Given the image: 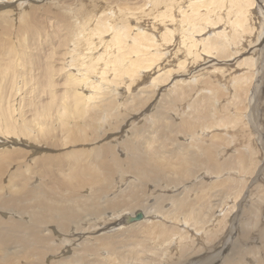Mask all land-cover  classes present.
<instances>
[{"label":"bare ground","instance_id":"obj_1","mask_svg":"<svg viewBox=\"0 0 264 264\" xmlns=\"http://www.w3.org/2000/svg\"><path fill=\"white\" fill-rule=\"evenodd\" d=\"M118 1L120 2V0ZM151 1L153 4H159V6L162 4L161 10L159 9L156 11L157 13L155 12L156 15L153 16L154 20L149 23L145 21V24H141L138 21H134L135 19L132 18L134 25L131 24L132 26L130 27L129 24L128 27H130V31L135 27L136 30H134V34L128 31L126 33L125 27L128 28L126 24L128 20L126 22L122 20L126 26L124 25V27L115 29V31L113 30L114 32L111 30L110 32L112 33L109 39H105L104 34L107 33L106 35H108L110 28L112 26L114 27V24H111L112 26H110L106 23L107 20L105 21V19L107 16L102 21L103 24H99V21L101 22L99 19L96 22L98 28L96 27L97 29L95 31L98 30L99 32L92 33L90 28H85V24H81L83 26H80L82 27L81 31L72 32L71 34L74 38H70L71 40L69 39V45H71L73 41L81 40V43H79L81 44L80 50L75 46L77 50L73 49L69 51V54L74 51L75 53L79 51L78 57H82L77 61L75 60V63L73 61L74 66L72 63L67 64L66 66L68 68L70 67V69L64 68L63 64L58 65L56 63L59 56L57 57L54 54H56L57 51H55L56 53L53 52L47 65L42 63L41 57L37 59L36 56L34 60L35 64L33 66L37 68L41 65L43 66L38 69L37 74H39L40 70V74L37 77L39 79H37L33 85H37V87H39L37 88L39 95H44L45 101L48 100L45 102L46 104L45 107H43V111H47L45 113L51 114V116L52 111H58L59 120L61 121V128L59 127L61 132L59 135L54 134L55 136H51V139L54 140L50 141L51 147L53 149L56 147H58V149L68 147V149L63 153V156L58 153H50V150L39 155L36 154L33 156V160L29 164L20 169L21 173L18 175L17 179H13L10 174H6L4 169L0 172V264H264V195L261 193L263 197H258V200L261 201H259L260 205L258 203L255 204L257 199H253L254 195L256 197V194H260V187L264 190V182H261L262 185L259 183L260 187L257 191L254 190V187L256 186L254 184L257 180H264V174L262 171L263 166L262 168L259 167L260 171L257 174L253 173L250 179L247 180V191L245 190V192L236 195L238 197L235 196V199L233 197H231L233 199L230 198L231 201L234 202V205L232 206L233 203H230L231 205H226L223 200L230 197V195H227L226 193H233L234 189H237V187H234L236 186L235 182H232L229 179H224L223 177L221 178V176H223V174H232L230 175V178L232 179L234 174L231 170L230 172L223 174H220L222 171H218L222 170V168L227 169L235 163H238L237 165H240V169L244 170L245 165H247L246 162H248L246 161L248 158V155L247 157L245 156L246 152L242 150L245 154H242L241 156L238 155V159L236 160L227 159L224 163H221L223 165L221 166L214 158L215 150H217L218 147L216 142L212 141L211 144H206L202 141L203 151H201L200 144H195L197 141H195V143L192 141V146H188L190 148L189 150L184 146L185 143L182 144L179 139L172 140V137L168 136V134H166L161 128L162 125L167 124L166 119L168 117H176V114L179 113L176 111L177 113L172 115L174 110L181 111L185 107L188 108L189 111H184L182 114L187 116L182 118L178 123L170 124L168 126L169 131L176 135H180L181 132H187L188 134V132H195L200 128H204L205 130L207 127L209 128V126L214 125L212 117L209 115L212 106H215L213 100L216 97V95L214 97V94H217L215 87L211 85L213 88L209 87L208 92V88H206L204 96L206 99L200 96L204 100H199L197 98L192 101L190 100L193 99L196 94L200 93V90L202 91L201 87L204 86V84L199 85L202 72L211 74V76L216 77L214 79H218V81L221 80L225 83L228 81V88H230L231 72L228 71L229 69L214 67L212 71L211 69L210 71H206V68L209 66L205 64L215 62L220 63L231 53L230 48L237 52H244L241 44H243L242 40H246V38L243 37L244 39H239L238 41H240V43L238 41H233L234 34L232 33H235L240 29L243 32L244 27H248L247 23H249L244 21H249L251 19V22H253L252 15H246V11L248 10L247 7L251 6V0ZM121 2H123V0H121ZM116 3L118 6V2H115V4ZM136 6L138 7V5ZM33 13L34 12L30 10L21 14L19 16V22L17 17H10L7 15L10 13L2 12V15L0 16V20L4 22H2L4 24L2 35L7 36L4 38L5 45H1V47L6 49L5 53H7L10 58H14L16 57V54H19L16 52L17 48H15L16 46L13 45L14 43L12 42L11 34L14 33L13 28H15L14 34H18L22 39H20L22 41V46H27L26 43L30 40V38L28 39L27 34L32 37L31 39H34L31 40V43L32 41H34V43L38 41L35 36L36 33L33 30L34 22H31L32 20L30 21V19L34 18ZM99 14L100 13H98V15ZM164 15L166 16V19L164 18ZM261 16L262 19L259 17V21L263 22V26H260L261 30H263L264 15L261 14ZM167 17L170 18V20H168ZM97 18L98 17H96V19ZM121 19L119 18V20ZM88 20H90V18H88ZM165 20L168 21L169 26L171 23L172 27L166 26L163 31V29L157 26L156 23L164 26ZM114 21L116 20L114 19ZM122 21L120 22L121 24ZM118 22L119 21H116V23ZM116 27L117 24L115 25V28ZM217 27L222 28V30L216 29ZM260 27L258 26L257 28L259 29ZM247 29H249V27ZM261 30L259 29L258 35ZM68 31L69 27L65 33ZM153 32H158L160 36L157 38ZM235 35L237 36L236 33ZM19 36L17 37V40H19ZM239 38L241 37L239 36ZM249 39L251 40L252 38ZM98 40L100 41L99 44L97 43ZM258 40L264 41V35ZM66 42L68 45V40H66ZM0 43L2 42L0 41ZM116 44L118 45V51L112 55ZM38 47L39 45L37 46V49ZM21 48L23 47H21L20 44V49ZM102 48V54L96 57L95 53L98 52V49L100 50ZM150 48L155 49V52H151ZM163 48L165 50L163 53L167 55L170 53L176 54V56L178 54L183 55L184 59H181L182 61L177 65L179 68L184 65L183 63H186L187 60L188 62L190 60V63L187 65L184 75L180 74L179 71H176L179 70V68L175 66L176 69L165 71L168 74H165V72L159 73L158 76L153 78V81L159 79V81L162 80L164 83L171 78L169 84L171 82L174 84L177 81L181 82L180 85L177 84L179 86H174L173 94L170 97L164 99L157 105L159 95L164 92L162 86L155 91V96L151 94L148 95L149 92L145 91L147 90L145 87L142 89L138 87L139 85L142 87L141 82L143 84L146 80L145 77H150L151 73L148 74V76L143 77L142 81L133 82V80L137 73L143 71L142 67L144 64H148V61L151 63L160 59L161 55L158 54V51L163 50ZM55 50H57V48ZM33 51H36V48ZM37 51L40 50L38 49ZM84 56H87V59L82 61L81 59L85 58ZM94 56L96 58H93ZM171 56H167V60L168 57ZM185 57L187 58L185 59ZM17 58L18 56L15 59ZM180 58L181 57H179V59ZM199 58H201V60ZM7 59L4 63L10 60ZM29 59L31 58L29 57ZM95 59L101 61L100 68H97L98 62L95 61ZM0 60L2 61L4 58ZM170 60L172 61V59ZM9 62H12L13 66L20 63L19 70H22L20 69V65L22 64L21 59L18 60V62H16V60H11ZM246 62L249 63V59H247ZM4 63L2 61V64ZM54 63L59 66L60 70L62 69V71L66 72V75L64 76L65 79L62 80L63 85L61 88H58V82H55L58 87L53 88L52 85V82L56 79L55 73L52 76L50 74L52 71L54 72ZM71 65L73 67H71ZM211 65L212 64H210V66ZM160 66L161 64L158 66L155 64L150 67V70H154V73H156L161 71ZM16 67H18V65ZM239 69L238 66L235 70L238 71ZM11 72L7 69L6 72L2 73L8 76ZM122 75H124L125 78H129V80L131 78V84L129 85L127 82L129 86L126 88H128V90L135 91L139 88V90L144 91V94L147 92L145 97H142L140 94L141 98L133 97L135 100L137 99V103L134 102L135 104L132 108L126 106L128 103H124V99L122 103L120 101L122 99H120L121 97L119 95H122L123 93H119L121 88L118 84V80L119 76L123 77ZM186 76H188V78L184 79ZM7 78L10 79L9 81H12L11 77ZM57 78L59 79V75ZM182 78L184 80H182ZM122 79L124 80V78ZM235 80L238 83L241 82L240 77L236 79L234 78V81ZM0 81H2V79ZM5 81L3 84L6 83ZM56 81L59 80L56 79ZM205 81L206 80H204V82ZM13 82H15V86L18 83L17 78L14 79ZM183 84H185V86ZM196 90L198 91L190 96V92ZM239 91H241L239 87L234 88V92L239 93ZM136 94L134 96H136ZM23 99L25 98L23 97ZM128 99L129 97L127 100ZM129 101L131 100L129 99ZM137 107V113H128L127 115H124L128 110L131 111L134 110L133 108ZM156 108L157 111L150 114L145 122L141 124V127L138 126V128L136 127L127 130L128 126H134L136 124V121H138L137 119L145 116L151 110L155 111ZM115 109H117L116 112ZM167 109H173V111L166 113ZM38 110H40V107ZM38 110L37 112L39 113ZM122 110H125V113H122V116L124 117H121L120 121L118 119V127L120 131L119 129L117 130L119 132L116 133V136L119 135L120 137L122 135V137H125V133H128L126 136L128 138L121 141L123 144L122 148H125L126 152L127 158L125 159L121 158V153H118L113 146L110 144L105 145L101 142L98 135L95 133L97 127L96 121L101 114H104L105 118L115 121L117 118H115L114 115L120 111L122 112ZM249 110H252V108ZM7 111L8 112L5 115L0 114V121L2 119L6 120L5 117L13 116V111H15V109L9 105ZM139 112L140 114L138 115ZM225 115L222 123L223 121H229L230 115L227 116V113ZM51 118L52 117H50V119ZM6 121L5 129L4 126H2V123H0V128L5 135H11L10 138L12 141L21 142L25 145L29 141L34 140L33 136L30 138L24 136L28 133L27 128H22L21 134H18L24 138H19L16 135H13L12 130L7 129H12L10 125L14 124L13 119L9 118ZM122 121L124 124L121 126ZM139 123L141 122H137L138 125ZM216 123L219 125L221 121ZM114 124L117 125L116 123ZM15 127L16 126H14V128ZM159 127L161 129L158 131ZM257 128H259V131L255 130V132L260 134L261 128L259 124H257ZM50 130H48L49 133H54V131ZM44 132L45 131H43V133ZM156 132H160L157 137L155 136ZM44 136H46L49 141L50 135ZM110 137L112 139L113 136ZM194 137L196 139L197 136ZM218 137L221 138L223 136ZM237 138L240 139V137ZM91 140H96V145L94 143L92 148H90L91 146L89 147V145L87 148L84 147V144L89 143ZM231 140L232 139H230V143ZM4 141L7 142L6 140ZM174 141L178 144H175ZM31 143L32 144H29L31 146L30 154L40 147L35 145L32 141ZM225 143L227 144L229 142ZM248 145L247 147L250 149V145ZM254 145L255 147L258 146L256 143H254ZM221 147V154H223L225 147ZM123 149L122 153H124ZM17 150L20 151L26 149L20 148ZM239 151H241V149ZM15 152L17 151L14 150V153ZM4 154L5 152L0 154V156ZM9 154L10 152L7 150L5 155ZM261 159L264 161L263 157H261ZM3 163V159L0 158V167ZM29 165L33 166L31 167ZM120 165L126 167H123L124 169H122V172H118L116 175L117 169ZM256 165L259 166L258 164ZM27 166L28 169H26ZM32 172L33 177H35L34 174L36 175V173L44 175L43 180H41L40 183H37L35 182V179H38L37 177L34 179L31 178V180L35 182L34 185L32 183L33 181L29 178L32 176L29 175L32 174ZM208 173L216 174L218 175L217 178L221 179L218 181V179L214 177L218 182L215 183L216 180L211 181L214 182L211 184H215L216 192L212 187H206V185L204 186L206 187V190L203 189L204 191L200 189L199 186H187V184L193 182L189 180L194 179L195 176H206ZM60 174H62L61 176H65L64 181H60ZM244 174L245 173L242 175L244 176ZM130 176L134 177V180H137V183H133L134 180L130 178L131 181H129L131 183L123 190L117 191L118 186L121 187V184H124L123 181L127 182ZM2 178L8 180L6 192H3L4 184ZM209 178L212 177L210 176ZM195 180L197 179L195 178ZM244 183L242 182V184ZM180 184H182V186H180ZM61 185H63L64 188L63 193H60L57 190ZM244 185L247 186L246 183ZM253 185L254 189H250V186ZM178 186H180V189L183 188L182 191L179 189L180 192L178 194H169L166 192H176ZM246 186H244V188H246ZM42 187H44V189ZM240 187L241 186H238V188ZM256 187L258 188V185ZM83 189H86V195L83 193ZM262 189H260V191H262ZM252 190L257 193L252 194ZM235 192H238V189ZM215 194L221 196L220 198L222 199H219L217 207L213 211V208H211L213 206L211 201L214 200L213 196ZM251 194L253 195V203L255 202L254 204L261 208H259L260 210L257 208L258 211L256 210L255 213L247 212L248 214L245 215L241 210L244 205H248L247 202L249 203V200H251ZM216 195L215 198L217 199ZM154 200V203L147 204ZM25 201L30 202L32 206L26 205ZM168 202L172 204L169 210L164 209L162 206L163 203ZM138 207H141L142 211L145 212L143 213L142 220H136L137 222L133 221V223L129 224L130 222L127 221L131 216L129 212H133ZM252 208L250 207L248 210L250 211ZM5 209H9L10 213L18 214L22 218H28V221H23L20 218L14 219V217L3 220ZM228 210L231 212L233 211L232 214L229 215ZM137 211L139 210L136 209L133 213ZM223 211L224 213H222ZM108 214L113 215V218H110V222L105 220V216ZM124 215H127L124 218L127 228H125L123 232H116L109 234L108 236L102 233L95 234V232L110 230V228L117 224ZM217 216H220L221 218L219 221L215 218ZM149 217L152 219L151 224L148 226L142 225L141 223L147 221ZM215 220L217 222H215ZM244 220L246 221L244 222ZM82 222H94V224H96L95 227L92 226V228H90V231L94 230V236H92L94 238L89 241H79L81 240L80 236L83 232H80L82 230H78V227L80 229V227L83 226V230L87 231L86 229L88 225ZM55 224L58 225L59 228H57ZM68 226H71V228L74 227L75 230L71 232L69 236L61 238V229H66ZM95 228L97 229L96 231ZM184 236H187V238L190 237V239L184 238ZM60 239H63L62 243L60 242ZM55 240L58 244H55ZM76 243H79L78 248H74V245H77ZM122 248H125L126 250L124 251ZM182 249L186 252L190 251V253L186 257L184 255L181 257L180 254H183ZM140 251L145 254H140ZM69 252H72V254H69ZM205 258L210 259L203 262Z\"/></svg>","mask_w":264,"mask_h":264},{"label":"rangeland","instance_id":"obj_2","mask_svg":"<svg viewBox=\"0 0 264 264\" xmlns=\"http://www.w3.org/2000/svg\"><path fill=\"white\" fill-rule=\"evenodd\" d=\"M126 1H128V2H126ZM126 1L123 0V2H121V0H120V2H119L118 0H0V16L2 15V12L4 11V13H10V14H7L10 17H15V18L17 17V20L19 21V16L21 14L26 13V12H28L30 10L32 12H34L33 13V17L34 18L33 19H30V21L32 20L31 22H34V24H33V30L35 31V33H36L35 36H36V38L38 40L35 43H34V41H32V43H31V40H34V39H31L32 37L29 34H27V37H28V39L30 38V40L28 41V43H26L27 46L26 45L25 46H22V41H21L22 39L20 38V36L18 34L17 35L14 34L15 33V28H13V30H14L13 32L14 33L11 34L12 35L11 37H12V40H13L12 42L14 43L13 45L16 46V47L15 46L14 47L17 48L16 49V52L19 53V54L18 55L17 54L15 55L16 57L18 56L17 59H15L16 57L10 58V56L7 53H5V50L6 49H4V47H1V45H3V46L5 45V39L4 38L7 35H5V36L2 35L3 34V28H4V26H3L4 25L3 24L4 22L0 20V41L2 42V43H0V50L4 49V50L0 51V59H3L4 58V60H2L3 63H4V61L8 57L9 58L7 60L10 59L9 61L16 60V62H18V60H20V59L22 61V64L20 65V69H22V70H19V64L20 63L19 64H16V66L18 65V67H16L15 65L13 66L12 62L10 63L9 61H6L7 63L5 62L4 64H2V61L0 60V69H1L0 70V72H1L0 73V76H1L0 77V80L2 79V81H0V114L1 115H5L8 112L7 109L9 107V105H11L13 107V109H15V111H13V116H8V117H5V118H6V120H8L9 118H12L14 124L13 125H10L12 127V129H10V128H7V129L8 130H12L13 135H16L19 138H24L23 136L18 135V134H21L22 128H27L28 133L25 134L24 136H27L28 138H30L31 136H33L34 137V140H31V141L35 145L40 146L39 149H35L33 151V153L30 154V151H31L30 148H31V146L29 144H32L31 141H29L25 145L23 143H21V142L12 141L11 138H10L11 135L10 136L5 135L3 133V131H2V129L0 128V154H3L4 152L6 154L7 153V150L10 152L9 155H5L4 154V155L0 156V158L3 159V162H4L2 164V166L0 167V172L4 169L6 174H10V176L13 179H17L18 178V175L21 173L20 172V169H22L25 165L29 164L33 160V156H35L36 154L39 155L41 153H45V152H48L50 150L51 151L50 153H58V154H60V155L63 156V153L66 152V150L68 149V147L63 148V149L62 148L61 149H58V147H56V148L53 149L51 147L50 141L53 140V139H51V136H55L54 134L59 135V133L61 132L59 130L61 128V121L59 120V116H58L59 114L57 113L58 111H55V112L52 111V116H51V114H48V113L46 114L45 112H47V111H45V110L43 111V107H45V104H46L45 102L48 101V100L45 101V96L44 95H39V91L37 90V88H39V87H37V85L36 86L33 85L35 83V81L37 79H39V78H37L39 76V74H40V70H39V74H37L38 73V69L41 68L43 65H41L39 68L33 66L35 64L34 60H35L36 56H37V59L39 57H41L42 63L44 65H47V63H49L50 57L52 56L53 52L56 53L55 51H57V53L54 54L57 57L59 56L58 57L59 59L56 61V63L58 65H60V64L62 65L63 64V67L64 68H68L66 66L67 64H71L72 63V65H73V61L75 63L77 60H79L82 57V56L81 57H78L79 56V54H78L79 51H77L76 53L74 51L71 54H69V51H71L73 49H76V47H77V49L80 50L81 44H79V43H81V40L73 41L72 42L73 44L71 43V45H69V39L70 38H74V36L71 34L72 32H74V31H81V28L83 27L82 25L85 24L84 27L85 28H88V29L90 28V30H91L92 33L97 32L98 30L95 31L98 28V25H96V22L99 19V20H101V22L99 21V24L100 25L103 24L102 21L107 16V18L105 19V21L107 20L106 23L109 24L110 26H112L114 24V27L112 26L110 28L109 32L111 30H112V32H114L115 29L124 27V25L126 26V24H127V27H128L129 24H130V27H131L132 26L131 24L134 25V23H133L134 21H138L141 24H145L146 22H148V23L151 22L152 20H154L153 16L156 15V13H157L156 11H158L159 9L161 10V7H162V4L160 6L157 3H154L153 4V2L151 0H126ZM252 1H253V3H252ZM115 2H118V6L119 5H121V6L118 7L117 6V3L115 4ZM254 2H255V4H254ZM130 5H131V7H130ZM136 5H138V7ZM152 5H153V7H152ZM253 5H254V7H253ZM107 6H108V8H107ZM148 6H150V7H148ZM125 7H127V8H125ZM118 8H120V9H118ZM151 8H153V9H151ZM263 8H264V0H261V1H259V0H251V6L247 7L248 10L246 9L247 10L246 11V15H249V14L252 15V21L253 22H251V19L249 21H244V22H249V23H247L249 29H247L248 27L245 26L247 28L244 27L243 32H242L241 29L238 30L237 32H235L237 34V36L235 35V33H232V34H234L233 35L234 36L233 37V41H238L239 39L246 38V40L245 39L242 40V43L243 44H241V47H242V49H243L244 52H237L235 50H231V48H230L231 53L229 55H227L220 63L215 62V63H206L205 64V65L209 66V67L206 68V71H208V70L210 71V69L212 71L214 69V67L227 68V69H229L228 71L231 72L230 88H228L229 87L228 86L229 85L228 84L229 83L228 81L226 83L223 82V81H221V80L218 81V79H214L216 77H213V76H211V74H208L206 72H202L201 75H200L202 81L201 80L199 81V83H200L199 85H201V84L203 85L204 84V86L201 87L202 88V91L200 90V93L196 94L193 97V99H191L190 101L195 100L196 98L199 99V100L206 99L204 97L205 96V93H206V88H208L207 89V92H208L209 91V87H211V85L213 87H215V90L217 91V94H214V97L216 95L215 99L216 98L217 99L216 100L213 99L214 100V103H215V106H212V108L210 110V115H209L210 117H212V120L214 122L213 123L214 125H212L214 128L212 126H209V128L207 127L205 130H204V128H200L198 131L188 132V134H187V132H181L180 135L179 134L176 135L173 132L169 131L168 130V126L170 124H172V123H178V122L181 121L182 118H184V117L187 116V115H183L182 114V113H184V111L185 112L186 111H189V109L186 108V107L183 110H181V111L180 110L179 111L178 110H174V113H172V115H175V113L179 112L178 114H176V117H168L166 119L167 124L166 125H162V127H161L165 131V133L168 134V136L172 137V140L179 139L180 142H182V144L185 143L184 146L187 149H189V150H190V148H189L190 145L192 146V141L194 143H195V141H197L195 144H200V148H201L200 150L201 151H203L202 141H204V143H206V144H209V143L211 144L212 141L216 142V144H218L217 145L218 147H217V150H215V156H214V158L217 161V163H220L221 166H223L221 163H224L227 159L236 160V159H238V155L241 156L242 154H245V152H246L245 156L247 157V155H248V158L246 160L248 162H246L247 165H245V167H244L245 169L243 168L244 170H241L240 169V165H237L238 163H235L236 166H235V164H232V166H230L229 168H227V169L222 168V170L218 171V172H221L222 171L220 174H223V173H226V172H230V170H231L232 173L234 174L232 179L230 178V175H232V174H230V175L223 174V176H221V178L223 177L224 179H227V180L229 179L230 181L235 182L236 186H234V187H237V189H238V192H235V191H237V189H234V187H233V189H234V192L233 193H230V192H228L229 194L226 193L227 195H230L229 198L227 197L226 200L225 199L223 200L224 201V204H226V205L227 204H230V203L231 204L233 203L232 204V206H233L234 205V202L231 201V199H233V198L235 199V196L236 195L241 194L242 192H245V190L247 191V187H248V183H247L248 181L247 180L250 179V177L253 175V173L254 174L255 173L257 174L260 171L259 169L262 168V166H263V170L262 171H263V174H264V161H262L263 159H261V157L264 158V154H263V152H264V148H263L264 147V87H263L264 86V75H262V74H264V72H263L264 71V46H263L264 45L263 44L264 41L258 40L259 38L263 37V35H264V29L261 30V27L263 26V22H260L259 21L260 18L262 19L261 14L264 15L263 14V11H264ZM101 11H103V12H101ZM134 11H135V13H134ZM147 12H149V13H147ZM98 13H100V14L98 15ZM123 13H126V14H123ZM111 16H112L113 19L111 18ZM213 16H215V15H213ZM96 17H98V18L96 19ZM109 17L111 18V20H110ZM165 17L166 16L164 15V18ZM88 18H90V20H88ZM116 18H118V19H116ZM119 18L120 19L122 18V19L119 20ZM132 18L135 19V20L132 21L133 20ZM108 19H109V21H108ZM114 19L116 21H119L118 22L119 24L116 23V21H114ZM142 19H143V21H142ZM167 19L170 20V18H168V17H167ZM112 20H113L114 23L112 22ZM122 20L124 22H126L128 20L130 23L127 21V23L125 24ZM85 21H88V22H85ZM121 21H122V24L120 23ZM162 21H164V20H162ZM252 23H254V24H252ZM116 24H117V27L115 28V25ZM14 25H16V24H14ZM156 25L159 26V27H161V29H163V31L165 30L164 28H166V26L167 27L169 26L167 20H165L164 26L161 24L163 27L160 24L158 25V23H156ZM80 26H82V27H80ZM258 26L259 27L261 26L259 28L261 30L259 35H258L259 29L257 28ZM68 27H69V31L67 33H65L67 31ZM130 27H128L129 29L125 27L126 33L128 31V32L134 34V32H135L134 30H136L135 27L132 28L131 31H130ZM169 27H172L171 26V23H170V26ZM216 29H219V30L221 29L222 30V28H220V27H217ZM257 29H258V31H257ZM109 32H108V35H106L107 33H105V34L103 33L105 35L104 36L105 39H109V37H110V35L112 33V32H110V33ZM153 33H155V35L157 36V38L160 36V34L158 32H153ZM241 33H243V34H241ZM246 34H247V36H246ZM14 35L16 37V40H15ZM250 35H254V36H250ZM18 36H19V40H17L18 39L17 38ZM68 36H69V38H68ZM239 36L241 38H239ZM102 37H103V35H102ZM247 37H248V39H247ZM249 38H252V39L250 40ZM1 39H3L4 41L1 40ZM66 40H68V45H67ZM128 40H129V37H128ZM16 41L19 42L21 44V47H23V48L20 49V44L17 43ZM75 42L76 43L78 42L77 43L78 46H77V44ZM99 42L100 41L98 40L97 43L99 44ZM238 42L240 43V41H238ZM33 45H34V47H33ZM38 45H39L38 49L40 51H37L38 50L37 49V46ZM60 45H62V46H60ZM71 47H72V49H71ZM35 48H36V51L37 52L36 51H33V50H35ZM56 48H57V50H55ZM103 48L100 49V50L99 49L97 50L99 53L98 52L95 53L96 57H98L99 55L102 54ZM150 50H151V52H153V51L155 52V49H153V48H150ZM236 50H238V49H236ZM248 50H250V51H248ZM117 51H118V45L116 44L115 45V49H114L112 55H114ZM164 51H165L164 48H163V50H159L158 51V54L161 55V57H160L159 60H155L154 62H151V63L148 61V64L147 63L144 64L143 67H142L143 71L137 73L135 75L134 80H133V82L134 81H140V80L142 81L143 77L148 76V74L151 73L150 77L149 76L147 78L145 77L146 80H145V82L143 84L141 82L142 87L140 85L138 87H140V89H142V88L145 87L147 89L145 91L149 92L148 95L151 94V95L155 96L156 95L155 94V91L159 87L162 86V89H164V92H162L159 95L157 105L161 101H163L164 99L170 97L173 94V89H174V86L175 85L176 86H179L181 84V82H179V81H177L175 84L173 82H171L169 84L171 78L166 83H164L162 80L159 81V79L156 80V81H153V78L156 77V76H158L159 73H163V72H165V71H167L169 69H176L175 66H177L178 63L184 59V57H183L182 54H178L176 56V54L170 53L169 55H167V54L163 53ZM181 51H183V50H181ZM41 53H42V55H41ZM67 54H69V55H67ZM1 55H4L5 57L4 56H1ZM10 55H12V54H10ZM80 55H81V53H80ZM26 56H28V57H26ZM32 56H34V57H32ZM167 56H171V57H168V60H167ZM24 57H26V58H24ZM29 57L31 59H29ZM84 57L85 58H82L81 59L82 61L84 59H87L86 58L87 56H84ZM96 57L94 56L93 58H96ZM177 57H178V59H177ZM179 57H181V58L179 59ZM186 58L187 57H185V59ZM26 59H28V60H26ZM32 59H33V61H32ZM69 59H70V61H69ZM71 59H73V60H71ZM170 59H172L173 62ZM199 59L201 60V58H199ZM247 59H249V63L246 62ZM95 61L98 62L97 63L98 64L97 65V68H100L101 67V61H98L96 59H95ZM189 63H190V60H189V62L187 60V62L186 63H183L184 65H182L180 68L177 66L179 68V70H176V71H179L180 74H183L184 75V71H185L187 65H189ZM227 63H229V64H227ZM155 64H156V66H158L159 64H161V66H160L161 67V71H158V72L154 73V70H150L151 69L150 67L151 66H154ZM210 64H212V65L210 66ZM11 65H12L13 68L14 67L15 68L13 69L11 67ZM28 65H29L30 68L28 67ZM58 65H56L54 63V66H53L54 72L52 71V73H50L51 76L55 73V78L57 80H59V81H56V79L54 81L52 80L53 81L52 82L53 88L54 87H58V85H59L58 88H61L62 85H63L62 84L63 83L62 80L65 79L64 76L66 75V72L62 71V69L60 70ZM72 65H71V67L74 66V65L73 66ZM145 65H146V68H145ZM21 66H22V68H21ZM238 66H239L240 69L238 71H236L235 69ZM7 69L10 70V72L12 71L10 74H8V76L7 75H4L2 73V72H6ZM68 69H70V67ZM217 70H219V69H217ZM19 71H21V72H19ZM165 74H168V73L165 72ZM15 75H16V78L18 80V83L14 86L15 82H13V80L16 79L15 78ZM58 75H59V79L57 78ZM6 76L7 77H11L12 78V81H9L10 79H8ZM40 76L43 77L42 75H40ZM122 76L123 77L119 76L118 84L120 85V88H121L120 89L121 91H119V93H123L122 94L123 96L122 95H119L121 98L119 96L118 97L120 99H122V100H120L121 103L123 102V99H124V101H125L124 103H128L126 106H128L129 108H132V106L135 104L134 102L137 101V99L135 100L134 98H141L140 95H142V97H145L147 95V92H145V94H144V91L142 90L143 91L142 92L141 90H139L138 87H137L138 90H135V91L134 90H128V88H126V87L131 84V78H130V80H129V78H125L126 74H125V76L124 75H122ZM238 77L241 78V82L240 83L236 82V80L234 81V78L236 79ZM261 77H263V78H261ZM60 78H61V80H60ZM122 78H124V80ZM187 78H188V76H186L184 79H187ZM184 79L182 78V80H184ZM5 80H7V81H5ZM122 80H123V82H122ZM204 80H206L207 82L206 81L204 82ZM4 81L6 83L3 84ZM55 82L56 83L58 82L57 83L58 85H56ZM127 82L129 83V85H128ZM53 83H55V84H53ZM177 84H179V85H177ZM183 85L185 86V84H183ZM234 85H235V87H234ZM33 86L35 87V89H34ZM213 87H211V88H213ZM236 87H239L241 89V91H239V93L238 92L237 93L234 92V88H236ZM55 89H57V88H55ZM213 90H211V91H213ZM129 91H131V92H129ZM197 91L198 90H196L194 92H190V96H192L193 94H195ZM135 94H136V96H134ZM211 94H212V92H211ZM126 95H128V96H126ZM124 96H126V97H124ZM157 96H158V91H157ZM200 96L202 98H204V99H202ZM23 97L25 99H23ZM128 97H129V99L131 101H129V99L127 100ZM41 106H42V109H41ZM39 107H40V110H38ZM249 107L252 108V110H249L250 109ZM133 109L134 110H131V111L128 110V112L126 111L127 112L126 114H124L125 113V110H122V112L120 111V112L116 113V115H114V117L117 118V119H115L116 122L114 120H109V118H105L104 114H101L97 118V121H96V126L97 127L95 129V133L98 135L100 141L103 142L105 145L110 144L111 146H113L118 151V153H121V156H122L121 158H123V159H125L127 157H126L125 148L124 149L122 148V145L123 144L121 143V141H124V140H126L128 138V137H126L128 135V133H125L126 134L125 137H122V135L120 137H119V135L116 136V133L120 131V129L118 127V125H119L118 119L120 121V118L121 117L122 118L124 117V116H122V113L124 115H127L128 113L132 114V113H137L138 112L137 111L138 107L137 108H133ZM37 110L39 111V113L37 112ZM41 110L43 111V113H42ZM116 111H117V109H115V112ZM153 111L154 110H151L145 116H142V117H140V119H137L138 121H136V124L134 126H128L127 127V130H131V128H136V127L138 128V126L141 127V124L145 122L146 118L150 114L155 113L157 111V108L155 109L154 112ZM169 111L172 112L173 109H167L166 113H169ZM53 113H56V114H53ZM226 113L228 114L227 116L230 115L229 116V121H227V122L223 121V123H222V120L226 116L225 115ZM139 114H140V112L138 113V115ZM48 117H49V119H48ZM50 117H52V118L50 119ZM129 119H131V118H129ZM6 120L5 119H2L0 121V123H2V126H4V129H5V126H6V123H7ZM44 120H45V122H44ZM54 120H55V122L56 121L57 122L55 123ZM220 121H221V123H219V125H218V123H216V122H220ZM137 122H141V123H139V125H138ZM58 123H60V124H58ZM114 123H116L117 125H115ZM123 124L124 123L122 121L121 126ZM257 124H259V126L261 128L260 134L257 133V132H255V130L259 131V128H257ZM14 126H16V127L14 128ZM50 128H51L52 131H54V133H49L48 130H50ZM161 128L159 127L158 128V131ZM29 129H30V131H29ZM118 129H119V131H117ZM42 130L45 131V132H47V133H45V132L43 133ZM200 130H201V132H200ZM249 132H251V133H249ZM159 133L160 132H156L155 133V136L157 137ZM185 134H187V135H185ZM44 135H47V136L50 135L49 141L47 140L46 136H44ZM216 135L223 136L224 139H223V137H221L222 138L221 139V138H219ZM110 136H113L112 139H111ZM194 136H197L196 139H195ZM121 137H122V139H121ZM173 137H176V138H173ZM204 137H206V138H204ZM216 137H217V139H216ZM237 137H240V139H238ZM208 138H210V139H208ZM230 139H232L231 140V143H230ZM4 140H6L7 142H5ZM219 140H222V141H219ZM223 140H224V142H223ZM233 140H235V141H233ZM198 141L201 142V143H199ZM243 141H244V144H243ZM174 142H175V144H178L176 141H174ZM225 142H229V143L226 144ZM94 143L96 145V140H91L89 143H85L84 144V147L87 148V146L89 145V147L91 146L90 148H92L93 145H94ZM254 143H256L258 146L255 147ZM229 144H231V145H229ZM247 145L249 146L250 149H248ZM219 146L220 147L221 146H224L225 147V150L226 151L224 150V153L223 154H221V152H222V149L221 148L222 147L220 148ZM20 148H23V149H26V150H20V151L17 150V149H20ZM234 148H237V149H234ZM238 148H240L241 151H239L240 149H238ZM122 149L124 150V153H122ZM14 150H16L17 152L14 153ZM242 150H244L245 152L242 151ZM240 152H243V153H240ZM253 155H255L256 157L253 156ZM250 159H251V161H250ZM260 159H261V161H260ZM256 164H258L259 166H257ZM29 166L32 167L33 165H29ZM123 167H126V166H123ZM123 167L121 165L118 167L117 172H116V175H117L118 172H120V173L122 172V169H124ZM26 169H28V166L26 167ZM240 171H241V173H240ZM33 172H32V174H29V175H32V176H30V177L28 176V177L30 178V180H31V178L34 179V178L37 177L38 179H35V182L40 183L41 180H43L44 175H39V174L36 173V175L34 174L35 177H33ZM35 172H36V169H35ZM243 173H245L246 175L244 174V176H243L242 175ZM209 174L210 173H208L206 176L205 175H197V176H195L194 179L189 180V181H193V182H191L190 184H187V186H199L200 189H202V190L205 189L208 186V187H212L214 189V191L216 192L215 184H211V183H214V182H211V181L212 180H216V179H218V181H220L221 179L220 178H217L218 175H216V174H210V175ZM61 175L62 174L59 175V177L61 179L60 181H64L65 180V176H61ZM210 176L212 178H209ZM214 177H216V179H214ZM130 178L132 180L135 179L134 177L130 176L129 179L127 180V182L123 181L124 184H121L122 185L121 187L118 186V190L117 191H121L126 186H128V184L131 183L130 182L131 181ZM195 178L197 180H195ZM2 179H3V184H4V186H3V192H6L7 191V186L6 185L8 184V180L5 179V178H2ZM260 180H257V182L254 184L256 186L258 185V188L256 186L254 187V185H253V186H250V189H254L255 188L254 190L257 191L259 189V187H260L259 186V183H260V185H262V183L264 182V180H262V179H260ZM31 181H33V180H31ZM218 181L216 180L215 183L218 182ZM35 182L33 181L32 183L35 185ZM242 182L243 183L245 182L247 184V186L244 185L245 183L242 184ZM133 183H137V180H134ZM205 185H206V187H204ZM180 186H182V184H180ZM180 186H178V190L176 192H171V191H166V192H168L169 194H173V193L178 194L180 192V190L181 191L183 190V188L180 189ZM238 186H241V187L238 188ZM244 186H246V188H244ZM42 188L44 189V187H42ZM260 189H262V187H260ZM260 189H259L260 194L259 195L256 194V197H255V195L253 197L254 200L257 199L256 200V203L255 202L254 203L255 204L258 203L259 205H260V203H259L260 200H258V197H263V195H264V192H262L264 190L262 189V191H260ZM57 190L60 193H63L64 192L63 191L64 190L63 185H61L60 187H58ZM254 190H252V191H254ZM252 191H251L252 194L257 193L255 191L254 192H252ZM83 193L86 195V193H87L86 192V189H83ZM261 193H263V195ZM252 194L250 195V198H251V200H249V203L250 204L247 202L248 205H244L243 208H242L243 211L241 210V212L243 214H245V215L248 214V213H251V212L252 213L253 212L255 213L256 210H257V208H258V210H260L259 208H261L260 206L258 207V205H255L253 203L254 200H252V196H253ZM215 195L213 196L214 197V200L211 201L212 205L215 207V208L213 206L211 207V208H213V211L216 209L217 204L219 202V199H222V198H220L221 196H218V195H216V197H217V199H216L215 198ZM231 197H233V198H231ZM236 197H238V196H236ZM225 201L228 202V203H226ZM154 202H155V200L154 201H150L147 204H152ZM25 203L28 206H32V204L30 202H28V201H25ZM171 205L172 204L170 202H168V203H163L162 206H163L164 209L169 210L170 207H171ZM249 206L251 208L253 207L250 211L248 210L250 208ZM136 209L139 210V211H142V208L141 207H138ZM133 212H129L131 216H135L138 211L135 212V213H133ZM142 212L145 213L144 211H142ZM232 212L228 210V214L229 215L232 214ZM222 213H224V211ZM222 213H220V214H222ZM126 216L127 215H124L117 224H115L112 228H110V230H103V231H100V232H95V234L102 233V234L108 236L109 234H113V233H116V232H120V233L123 232V230L125 228H127V225L124 222V218ZM10 217H12V218L14 217V219L20 218L23 221H28V218H22L18 214H12V213H10L9 212V209H5L4 210V215H3V220H6V219H8ZM110 218H113V215L108 214V215L105 216V220L107 222H110V220H111ZM215 218L217 219V221H219V219H221L220 216H217ZM246 220H244V222ZM217 221L215 220V222H217ZM135 222H137V221H135ZM151 222H152V219L149 217V219L147 221H145L144 223H141V224L144 225V226H146V225L148 226L149 224H151ZM82 223L88 224L87 225V229H86L88 232L83 230V226L80 227V229L78 227V230H82L80 232H83L82 235L80 236L81 237L80 238L81 240H79V241H86V240L89 241L92 238H94V237H92V236H94L93 235L94 234V230L93 231H90V228H92V226L95 227L96 224H94V222H82ZM131 223H133V222H130L129 224H131ZM89 225H90V227H89ZM55 226L57 228H59L58 225L55 224ZM61 230H62V236H61V238H63L65 236H69L71 234V232H73L75 230V228L74 227L71 228V226H68L66 229H61ZM96 230L97 229L95 228V231ZM54 236H56V235H54ZM184 238H187V236H184ZM187 239H190V237L187 238ZM60 240H61L60 242L62 243L63 242V239H60ZM55 244H58V242L56 240H55ZM76 244L77 245H74V248L75 247L78 248L79 243H76ZM122 249L124 251L126 250L125 248H122ZM189 253H190V251L186 252L185 250H183V254H180V255H181V257L183 255L186 257ZM69 254H72V252H69ZM140 254H145V253H143V252L140 251ZM208 259H210V258H205L203 260V262H205Z\"/></svg>","mask_w":264,"mask_h":264},{"label":"water","instance_id":"obj_3","mask_svg":"<svg viewBox=\"0 0 264 264\" xmlns=\"http://www.w3.org/2000/svg\"><path fill=\"white\" fill-rule=\"evenodd\" d=\"M142 218H143V212L138 211V212L136 213L135 216H133V217L130 216V217L127 219V221H128V222H133V221H136V220H140V219H142Z\"/></svg>","mask_w":264,"mask_h":264}]
</instances>
